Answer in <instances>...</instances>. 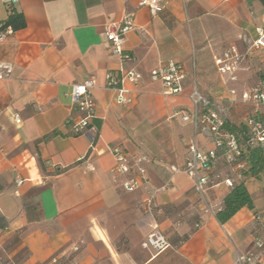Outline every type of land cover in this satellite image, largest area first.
Listing matches in <instances>:
<instances>
[{
	"label": "crops",
	"instance_id": "crops-1",
	"mask_svg": "<svg viewBox=\"0 0 264 264\" xmlns=\"http://www.w3.org/2000/svg\"><path fill=\"white\" fill-rule=\"evenodd\" d=\"M162 1L164 11L153 15L139 0H21L15 8L26 26L17 31L1 29L8 7L0 1V32L7 33L0 39V214L7 222L0 246L16 237L25 251L20 260L0 254V264H42L73 245L80 247L78 264H235L240 255L264 264V247L256 245L264 225L255 219L264 212V177L244 180L218 151L207 190L212 214L191 179L172 171L185 165L194 136L183 120L192 112L193 90L208 101L204 111L221 120L264 116V105L243 100L264 82V47L255 46L264 6L259 0ZM129 13L136 28L125 37L132 57L126 61L112 53L106 29ZM170 62L186 73L175 96L150 79ZM224 66L233 70L223 73ZM129 71L142 78L134 84L123 78L130 102L120 103L107 74ZM88 79L96 81V118L75 135L80 116L70 93ZM198 143L202 152L215 150L206 131ZM115 146L148 157L142 190L127 192L116 182ZM226 181H244L255 208L221 224L216 212L231 190ZM151 193L152 214L144 205ZM154 226L171 244L162 253L142 246Z\"/></svg>",
	"mask_w": 264,
	"mask_h": 264
},
{
	"label": "built area",
	"instance_id": "built-area-1",
	"mask_svg": "<svg viewBox=\"0 0 264 264\" xmlns=\"http://www.w3.org/2000/svg\"><path fill=\"white\" fill-rule=\"evenodd\" d=\"M7 7H15L21 0H0ZM139 7H147L153 15H157L164 11L165 4L162 0H139ZM135 14H126L124 19L118 23H110L106 29V36L110 43L111 51L114 55L122 57L126 61H131L132 57L125 53L124 43L126 35L135 30ZM7 33L0 32V39H4ZM256 47H264V29H258V39L255 42ZM236 53V49H232ZM222 63V61H219ZM232 66H224L220 71L230 72ZM2 78V75H0ZM128 79L131 83H137L142 76L134 71L127 72L124 77L116 72L107 74V87L118 92V101L120 103H128L127 98L129 90L121 88V82ZM152 82L160 83L165 91L170 95H179L183 92V83L186 79V73L180 64L170 62L162 65L150 72ZM96 88V81L88 79L82 83L72 86L70 97L75 110L80 118L78 123L73 127L75 135L84 134L91 126L96 118V102L93 97V90ZM243 100L250 102L255 106L264 105V82L250 93L243 95ZM190 101L193 109L190 115L183 117L186 122H191L194 128V136L188 144V157L182 168H172L175 173H182L188 176L193 184V189L198 196L200 202L204 206L206 212L214 213L212 204L208 198L207 190L210 184L214 183L216 178L213 165L218 158V151H223L227 162L235 165L239 169L244 167L241 161V150L235 136L222 129V122L218 114L214 111L204 109L208 105V101L202 96L197 89L190 94ZM259 114V113H256ZM17 124L21 123V119L16 117ZM251 142L264 145V119L248 118L246 120ZM206 131L212 137L215 143V150L202 152L199 148L198 135L200 131ZM96 140L92 138V143ZM116 165L114 173L116 182L118 181L122 190L127 192H136L142 190L148 184V171L146 163L149 161L146 155L132 156L126 149L121 146L111 148ZM119 177L121 179L119 180ZM18 185L23 183L22 180L17 181ZM229 187H233L232 181H226ZM155 194L151 193L145 199L144 205L148 213L154 211ZM256 221L264 225V212L255 215ZM257 247H264V239L256 240ZM144 249H153L157 253H162L171 248V244L166 236L159 230L158 226H154L148 234L146 240L142 244ZM80 247L73 245L68 249H64L51 257L42 264H78L76 255L79 253ZM252 255L238 256L235 264H253Z\"/></svg>",
	"mask_w": 264,
	"mask_h": 264
},
{
	"label": "trees",
	"instance_id": "trees-1",
	"mask_svg": "<svg viewBox=\"0 0 264 264\" xmlns=\"http://www.w3.org/2000/svg\"><path fill=\"white\" fill-rule=\"evenodd\" d=\"M264 6V0H259ZM26 26L23 15L17 12L15 7H8V18L1 26V29H12L17 31ZM249 118L264 119L262 114H254ZM222 129L233 134L239 143L242 153L241 161L245 164L241 169L242 178H252L260 180L264 177V145L251 142L247 122L232 123L225 119L222 122ZM57 132L52 133V136L57 135ZM50 136L45 137L48 139ZM255 208L253 198L248 191L245 182L241 181L235 184L227 196L224 198L222 208L216 212V218L221 224L228 223L240 210ZM258 214V213H256ZM7 227L6 219L0 214V229ZM186 240V237H184Z\"/></svg>",
	"mask_w": 264,
	"mask_h": 264
},
{
	"label": "rangeland",
	"instance_id": "rangeland-1",
	"mask_svg": "<svg viewBox=\"0 0 264 264\" xmlns=\"http://www.w3.org/2000/svg\"><path fill=\"white\" fill-rule=\"evenodd\" d=\"M247 113H250V111H248ZM142 212L144 213V210ZM176 239L177 238L172 237V241L175 242ZM123 244H126L125 237H123L120 240V242H118L119 246H122ZM0 254H2L3 258H8V256H11V257H14V260L16 259L20 260L25 256V251L18 247V240L16 239V237H11L9 239L4 240V242L1 243Z\"/></svg>",
	"mask_w": 264,
	"mask_h": 264
}]
</instances>
